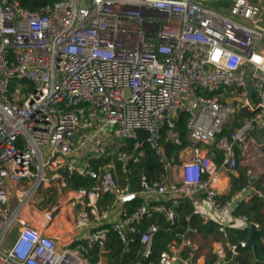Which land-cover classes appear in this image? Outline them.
Listing matches in <instances>:
<instances>
[{"label": "built area", "instance_id": "built-area-1", "mask_svg": "<svg viewBox=\"0 0 264 264\" xmlns=\"http://www.w3.org/2000/svg\"><path fill=\"white\" fill-rule=\"evenodd\" d=\"M211 1L56 0L42 12L0 0V264H106L88 253L104 251L111 230L141 244L132 264H206L194 214L217 222L226 240L212 242L215 264H239L248 240L229 242L228 229L264 225L235 204L264 193L249 181L222 195L250 133L264 130V6L233 0L226 12ZM148 149L163 174L142 172L132 189L117 165L130 173ZM65 172L95 185L69 188ZM183 200L194 207L186 226ZM63 204L67 230L87 231L77 242L47 231ZM157 213L171 235L152 260L161 226L147 220Z\"/></svg>", "mask_w": 264, "mask_h": 264}, {"label": "trees", "instance_id": "trees-1", "mask_svg": "<svg viewBox=\"0 0 264 264\" xmlns=\"http://www.w3.org/2000/svg\"><path fill=\"white\" fill-rule=\"evenodd\" d=\"M22 6L33 10V11H46V8L53 4L56 0H18ZM251 115V112H242L241 115ZM189 119V113H183L181 115V120L177 124V129L181 132L182 137L185 139L187 136V122ZM239 123L234 120L231 123V128L226 129V132L229 133L234 127L238 126ZM255 136L259 139L264 137V130H254L250 133V136ZM118 166V176L119 180L124 183L128 176L132 178V189H137V178L142 172H146L151 179H155L163 174V170L158 162L157 157L148 149V154L146 158H144L140 163H133L130 165L131 172L124 174L119 166ZM240 170V176H234L232 179V189L230 197L236 191L241 190L244 186H246L249 180H253L250 178L248 171L249 167H245ZM67 179V187L69 188H80L87 187L92 188L95 185V181L91 178H85L78 174H70L69 172H65ZM258 189H262L264 193V186L261 184V180L257 179L254 183ZM101 202L105 199L100 198ZM140 201L136 202V205ZM176 210L179 212L180 220L183 222V225H187L184 217L187 214H191L194 210L193 204L187 200H183L182 203L176 207ZM236 214H245L249 217L251 221L260 222L264 225V196L261 197L259 195H254L249 201H243L235 210ZM157 221L161 230L157 234L153 255L151 256L152 260H156L160 251L165 248L167 241L170 238L171 233L166 230L168 226V222L162 213H157L153 218L147 220V223ZM191 224L198 228V233H196L193 237H197V240L201 246V252L206 255V264H215L216 254L213 251L212 242L214 240H222L226 242L223 234L219 231V224L215 221H211L209 223H203L198 215L194 214L191 218ZM229 238L228 241L231 243H240L242 240H248L250 237V229L249 228H235L230 227L228 229ZM254 243L253 245H248L239 250L236 255V261L239 264H264V244L261 241V234L255 233L254 235ZM141 250V244L139 242L131 243L126 245L122 242L119 235L111 230L108 235V240L104 247V251L101 252L99 247H94L91 252L88 253L90 260L92 262H96L100 256V254H104L107 259V264H132L134 260L139 255Z\"/></svg>", "mask_w": 264, "mask_h": 264}, {"label": "rangeland", "instance_id": "rangeland-1", "mask_svg": "<svg viewBox=\"0 0 264 264\" xmlns=\"http://www.w3.org/2000/svg\"><path fill=\"white\" fill-rule=\"evenodd\" d=\"M231 1H233V0H212L210 2V5L215 6V7H219L220 9H224L226 12H228L230 7H231ZM263 6H264V4H263ZM262 17L264 19V9H263ZM230 119H232V118L230 117ZM106 132L113 133L114 128L112 126L107 127ZM126 142H128V139H126V138L116 139V143L118 146L122 145ZM48 147H49V144L43 146V149L45 151H47ZM245 167L250 168L249 174H250V178L253 179L252 180L253 184L256 182L257 179H260L261 184L264 186V137L259 139L253 135L250 136V138L248 140V150H247L246 156L244 158H242L241 162H240V168L244 169ZM23 182L24 181L21 180L20 183L22 184ZM254 187H257V186L254 184ZM10 190L13 192L14 189L12 187H10ZM43 194L46 198H50L52 196V194H50L49 191H44ZM238 225L240 227L243 226L242 223H240ZM11 237H12V235L10 236V238ZM195 238L197 240H199L197 237H195Z\"/></svg>", "mask_w": 264, "mask_h": 264}, {"label": "crops", "instance_id": "crops-1", "mask_svg": "<svg viewBox=\"0 0 264 264\" xmlns=\"http://www.w3.org/2000/svg\"><path fill=\"white\" fill-rule=\"evenodd\" d=\"M233 1H231L232 3ZM224 10V9H223ZM245 157V156H244ZM243 157V158H244ZM250 170L248 171V174H249ZM250 175V174H249ZM239 176H240V173H239ZM239 176H236V177H239ZM233 179V178H232ZM249 181L252 182V180L250 179ZM253 184V182H252ZM253 187H254V184H253ZM257 188V187H255ZM231 189H232V180H231V187H230V190L224 192V194L222 195V198L223 199H226L228 198L227 196L230 195V192H231ZM261 190V189H260ZM109 199V198H107ZM251 198H248V199H244L243 201H249ZM242 201V202H243ZM63 207H61L60 209V212L61 210L64 208L65 209V213H66V218H67V222L65 220H63L61 217H60V212L56 215V218L54 220V222L51 224V226L48 228V232L50 234H55V235H58L60 236V242H71L73 241V238L79 234H83V237L87 234V231L86 230H81V229H77V230H74L72 232H69L67 230V227L69 226V222H72V217L69 216L70 214V210L69 208L66 206H64V204L62 205ZM82 237V238H83ZM62 244V243H61ZM101 258H103L107 264V259L105 257V255L102 253L100 254L98 260H100ZM97 260V261H98Z\"/></svg>", "mask_w": 264, "mask_h": 264}, {"label": "water", "instance_id": "water-1", "mask_svg": "<svg viewBox=\"0 0 264 264\" xmlns=\"http://www.w3.org/2000/svg\"><path fill=\"white\" fill-rule=\"evenodd\" d=\"M253 86H250V90L251 92L253 91ZM141 140H143L145 137L149 136V132L144 130V129H138L137 130ZM243 199H240L236 202L235 206L236 208L242 203ZM255 233H261V234H264V229L262 230H258L255 226V224H252L251 227H250V237L248 239V244L249 245H253L255 247V243H254V235ZM238 250H240V247L238 248Z\"/></svg>", "mask_w": 264, "mask_h": 264}, {"label": "bare ground", "instance_id": "bare-ground-1", "mask_svg": "<svg viewBox=\"0 0 264 264\" xmlns=\"http://www.w3.org/2000/svg\"><path fill=\"white\" fill-rule=\"evenodd\" d=\"M257 1L264 4V0H257ZM60 217L67 222L66 213H65L64 208L60 212ZM82 237H83V234H79V235L75 236L73 238V242H77V241L81 240Z\"/></svg>", "mask_w": 264, "mask_h": 264}]
</instances>
